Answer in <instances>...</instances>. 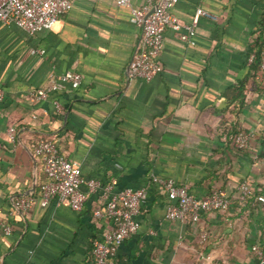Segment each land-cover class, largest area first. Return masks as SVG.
I'll use <instances>...</instances> for the list:
<instances>
[{
  "label": "crops",
  "instance_id": "obj_1",
  "mask_svg": "<svg viewBox=\"0 0 264 264\" xmlns=\"http://www.w3.org/2000/svg\"><path fill=\"white\" fill-rule=\"evenodd\" d=\"M115 1L74 0L52 29L33 36L0 28V220L13 228L10 236L0 233V264H93V245L111 228L93 214L103 207L100 192L89 194L80 212L55 200L40 206L43 173L32 148L43 138L53 139L84 179L113 184L114 192L147 189L139 230L116 247L119 264H257L250 249L264 234V203L254 199L264 196V143L256 138L240 152L223 136L264 130V91L249 89L235 109L264 0H179L171 12L180 23L191 24L200 10L196 44H182L167 29L163 70L150 83L127 75L141 33ZM35 48L45 55H31ZM67 71L81 75L78 89L28 101ZM154 176L196 197L216 189L235 197L247 181L254 197L181 223L166 218L170 202ZM20 196L34 199L27 212L12 211Z\"/></svg>",
  "mask_w": 264,
  "mask_h": 264
},
{
  "label": "built area",
  "instance_id": "obj_2",
  "mask_svg": "<svg viewBox=\"0 0 264 264\" xmlns=\"http://www.w3.org/2000/svg\"><path fill=\"white\" fill-rule=\"evenodd\" d=\"M179 0H146L140 7L133 5V0H116L117 7L129 9V22L138 28L141 40L135 47L127 67L130 79H140L150 83L162 72L160 57L164 33L172 30L178 41L184 45L196 44V28L200 10L191 24H183L176 20L171 10ZM74 0H0V28L16 26L33 36L41 31L50 30L60 18L73 8ZM260 30L256 33H260ZM31 55H45L39 48L31 49ZM255 60L252 53L247 57V65ZM260 69L257 81L264 91V39L260 51ZM82 84L79 73L67 71L59 76L52 75L47 87L37 89L28 96V101L36 104L46 100L52 94L62 93L66 90H76ZM260 92V91H259ZM5 99L4 92L0 90V103ZM54 111L60 114L63 111L58 99L52 100ZM7 134L11 142L15 141V129L8 128ZM259 138L264 143V130L256 131L237 130L223 136L240 152L246 151L251 142ZM33 155L38 159L45 176L39 189V204L46 207L50 201L55 200L57 205L69 207L74 212L83 209L87 196L100 192L103 207L94 211L96 219L109 222L110 229L104 232L101 239L95 241L92 249L93 264H119L116 257V247L135 235L140 228L136 217L140 213L141 205L147 198V189H129L114 192L113 184H102L94 179H84L75 167L60 151L57 143L50 138L38 140L32 148ZM151 182L159 185L169 200L165 216L168 220L181 223L200 221L202 215L214 212H227L233 202L244 204L254 197L247 181H243L235 197L229 196L222 190H213L205 197H196L188 193L185 185L176 183L171 178L152 177ZM255 201L264 203V196H255ZM33 197H16L12 201V211L24 213L32 208ZM11 216V213H10ZM13 228L0 220V233L10 236ZM205 234L202 239H205ZM251 253L257 264H264V234L261 243L251 246Z\"/></svg>",
  "mask_w": 264,
  "mask_h": 264
},
{
  "label": "trees",
  "instance_id": "obj_3",
  "mask_svg": "<svg viewBox=\"0 0 264 264\" xmlns=\"http://www.w3.org/2000/svg\"><path fill=\"white\" fill-rule=\"evenodd\" d=\"M260 33H258L251 41L250 46H249V50L247 53V57L250 54H254L255 55V60L254 62L248 66V75L246 77V80L242 81L239 83V85L235 88V91L237 89V93L238 95H236V99L237 103L235 105V109L236 110H241L243 105H244V100L246 98V92L250 89H252L255 92H259L261 91V87L259 82L257 81V73L259 72V65H260V51L262 48V43H263V39H264V13L261 17V27L259 28ZM249 81L250 85H247V82ZM236 131H228L225 134H229V133H235ZM45 182V176L43 174V179L40 180L39 178L37 179V185L36 188L40 189L41 184Z\"/></svg>",
  "mask_w": 264,
  "mask_h": 264
}]
</instances>
